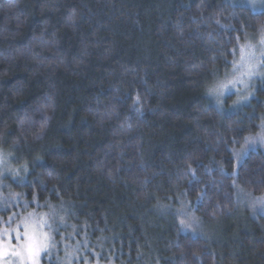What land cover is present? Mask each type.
<instances>
[{
    "label": "trees",
    "instance_id": "obj_1",
    "mask_svg": "<svg viewBox=\"0 0 264 264\" xmlns=\"http://www.w3.org/2000/svg\"><path fill=\"white\" fill-rule=\"evenodd\" d=\"M263 30L239 0H0V149L18 192L57 207L56 241L114 264H264V215L209 239L175 213L213 223L239 189L264 195V84L237 110L208 96Z\"/></svg>",
    "mask_w": 264,
    "mask_h": 264
},
{
    "label": "rangeland",
    "instance_id": "obj_2",
    "mask_svg": "<svg viewBox=\"0 0 264 264\" xmlns=\"http://www.w3.org/2000/svg\"><path fill=\"white\" fill-rule=\"evenodd\" d=\"M239 2L253 10L264 7V0ZM242 51L245 56L243 61ZM263 84L264 30L234 53L232 67L209 88L208 96L219 108L237 110L248 104ZM261 129L252 138L253 145L264 146V126ZM16 157L14 151L0 149V264H114L98 260L99 252L93 248L84 247L82 250L69 240L56 241L58 225L62 224L59 211L57 213V207L39 205L37 201L25 198L23 192H18L15 184L22 177L21 167L14 165ZM236 203L234 214L213 223H205L195 215L186 213L185 209H178L175 213L182 230H192L209 239H218L231 229L239 227L241 230L243 220L264 215V195L254 196L239 189Z\"/></svg>",
    "mask_w": 264,
    "mask_h": 264
},
{
    "label": "snow or ice",
    "instance_id": "obj_3",
    "mask_svg": "<svg viewBox=\"0 0 264 264\" xmlns=\"http://www.w3.org/2000/svg\"><path fill=\"white\" fill-rule=\"evenodd\" d=\"M250 58V57H249ZM245 59V56L243 54V51H242V56H241V60L243 61ZM250 74V73H249Z\"/></svg>",
    "mask_w": 264,
    "mask_h": 264
}]
</instances>
